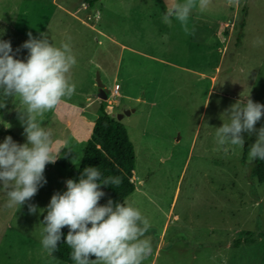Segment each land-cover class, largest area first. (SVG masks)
Returning a JSON list of instances; mask_svg holds the SVG:
<instances>
[{
    "label": "rangeland",
    "instance_id": "rangeland-1",
    "mask_svg": "<svg viewBox=\"0 0 264 264\" xmlns=\"http://www.w3.org/2000/svg\"><path fill=\"white\" fill-rule=\"evenodd\" d=\"M164 11L165 0H99L93 8L85 0H0V39L18 59L28 55L21 45L31 32L56 46L70 38L77 60L74 94L37 117L64 162L46 166L47 183L22 206L7 207L0 186V264H74L43 249L41 222L52 195L66 190L70 167L80 164L101 103L115 119L130 110L119 120L135 151V189L124 200L151 223L144 264H264V181L250 178L241 162L243 154L253 162L255 136L245 133V145L227 155L215 140L231 105L264 104V0H212L193 10L187 31L175 19L164 22ZM97 73L105 99L97 96ZM4 102L0 142L11 136L23 144L19 100L0 96Z\"/></svg>",
    "mask_w": 264,
    "mask_h": 264
},
{
    "label": "clouds",
    "instance_id": "clouds-1",
    "mask_svg": "<svg viewBox=\"0 0 264 264\" xmlns=\"http://www.w3.org/2000/svg\"><path fill=\"white\" fill-rule=\"evenodd\" d=\"M234 0H228L232 4ZM212 0H165L163 20L178 21L185 31L194 9L205 11ZM21 47L28 50L25 59H18L10 41L0 39V96L18 98V119L23 126L26 142L21 144L7 136L0 142V186L6 190V206H22L30 201L47 183L45 170L61 157L53 133L37 117L58 108L75 92L71 71L77 60L70 38L56 46L45 33L41 38L28 33ZM6 102L0 103L5 108ZM225 112L228 122L216 128L215 140L225 155L246 143L245 133L255 136L249 146L248 160H264V126L256 127L264 118V104L253 99L238 100ZM224 112V113H225ZM120 177L102 178L98 167L88 166L78 181L68 179L66 190L52 195L46 208L41 245L49 254L62 239L71 249L74 264H144L152 251L147 233L149 219L127 200L115 202L105 196L103 186H118ZM32 214L37 206L29 204ZM67 227L66 238L63 229ZM95 257V259H92Z\"/></svg>",
    "mask_w": 264,
    "mask_h": 264
},
{
    "label": "trees",
    "instance_id": "trees-1",
    "mask_svg": "<svg viewBox=\"0 0 264 264\" xmlns=\"http://www.w3.org/2000/svg\"><path fill=\"white\" fill-rule=\"evenodd\" d=\"M99 0H85L88 7L93 8ZM246 5L241 8V20L238 26L236 42L240 43L245 26ZM64 162L59 158L55 164ZM241 162L248 170L250 178H256L258 182L264 181V160H255L252 163L245 161V154L242 155ZM88 166L98 167L102 178L110 176L120 177L121 183L114 187L111 185L103 186L105 196L101 199V204H106L109 199L115 202H123L124 198L130 195L135 184L132 180L135 168V151L132 141L129 139L126 127L119 120L113 118L106 110L103 103L99 106V114L94 120L91 134L86 142L80 164L77 167H70L68 179L78 181L83 169ZM66 180V181H67ZM66 238L68 228L63 230ZM264 236V231L261 232ZM237 244V241H236ZM71 249L62 239L56 250L51 255L59 260L74 263L71 260Z\"/></svg>",
    "mask_w": 264,
    "mask_h": 264
},
{
    "label": "water",
    "instance_id": "water-1",
    "mask_svg": "<svg viewBox=\"0 0 264 264\" xmlns=\"http://www.w3.org/2000/svg\"><path fill=\"white\" fill-rule=\"evenodd\" d=\"M96 84H97V87H98L97 96L100 99H105L106 98V94L108 92V88L104 87V83L100 79V76H99L98 73L96 75ZM129 114H130V110H125L123 113H118L117 116H116V119L120 120L124 115H129Z\"/></svg>",
    "mask_w": 264,
    "mask_h": 264
}]
</instances>
